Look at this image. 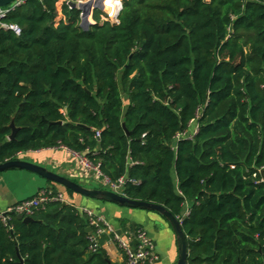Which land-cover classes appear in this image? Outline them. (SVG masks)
I'll list each match as a JSON object with an SVG mask.
<instances>
[{"label":"trees","instance_id":"1","mask_svg":"<svg viewBox=\"0 0 264 264\" xmlns=\"http://www.w3.org/2000/svg\"><path fill=\"white\" fill-rule=\"evenodd\" d=\"M1 22L21 31L0 27V163L63 147L181 219L188 264H264V0H123L87 30L26 0ZM49 184L32 222L0 220V264H115Z\"/></svg>","mask_w":264,"mask_h":264},{"label":"crops","instance_id":"2","mask_svg":"<svg viewBox=\"0 0 264 264\" xmlns=\"http://www.w3.org/2000/svg\"><path fill=\"white\" fill-rule=\"evenodd\" d=\"M17 157L42 165L71 180H94L83 172L77 158L62 147L29 150L18 153ZM50 186L49 181L23 169L0 172V211L35 195L39 189ZM53 187L63 194L65 202L71 203L79 209L87 208L94 211L109 222L115 230L121 228L120 220L125 222L123 230L130 228V225L142 227L153 241L159 256L153 264H175L178 257L176 236L168 221L157 212L120 206L112 202L80 196L77 193L68 194L60 185ZM100 246L106 251L112 263L121 264L124 261V255L117 248L111 236H103Z\"/></svg>","mask_w":264,"mask_h":264},{"label":"built area","instance_id":"3","mask_svg":"<svg viewBox=\"0 0 264 264\" xmlns=\"http://www.w3.org/2000/svg\"><path fill=\"white\" fill-rule=\"evenodd\" d=\"M26 0H16L11 5H8L0 9V27L5 30H11L15 35L20 34V28L16 24H7L1 22L10 10L21 5ZM63 3L69 6L71 0H61ZM86 0H75L73 2L76 5L85 2ZM123 0H92L90 11L86 16L88 23L87 28L96 22L109 21L111 23H118V14L121 10ZM70 7V6H69ZM79 10V20L81 21L83 14ZM96 14L99 19H96ZM95 135L98 137L99 132L96 131ZM63 148V147H62ZM65 149V148H64ZM67 150V149H65ZM73 156L77 158V161L82 168L83 172L92 177L94 181L101 183L106 186L108 190L114 191L119 194H123L122 188L125 179L123 177L119 178L117 182H111L108 178L102 176L97 166L90 164L84 156L71 152ZM51 190L47 188H42L37 191V193L29 198L18 201L5 210L0 211V220L3 223H7L9 220V215H22L30 216L32 212L38 207L47 203L52 197H50ZM54 198L64 201L63 194L57 191ZM65 202V201H64ZM79 209V208H78ZM88 217V228L90 230V235L88 237V251L95 252L100 244V240L103 236H111L113 241L116 243L117 248L122 252L127 264H153L159 258L153 241L149 238L147 233L143 228H138L136 230L132 228H127L125 230H120L119 232L111 226L109 222L104 220L100 215L94 211L87 208H80ZM188 214V210L183 213V217ZM181 223V219H178Z\"/></svg>","mask_w":264,"mask_h":264},{"label":"water","instance_id":"4","mask_svg":"<svg viewBox=\"0 0 264 264\" xmlns=\"http://www.w3.org/2000/svg\"><path fill=\"white\" fill-rule=\"evenodd\" d=\"M14 1L16 0H0V9L8 5H11ZM91 2L92 0H86L85 2L78 5H76V3L73 1L69 2L70 8L80 9V11L82 12L83 17L79 25L85 30L88 29L86 16L90 11ZM9 126L11 127L12 131L11 134L8 136V139L12 140L15 136L17 128L14 126L13 122H11ZM10 169H23L32 172L42 177L46 181L60 185L64 189L70 190L81 196L112 202L120 206H125L130 208H140V209H146L157 212L168 221L176 236L178 257L175 264H188V249H187L186 235L183 232L181 228V224L178 221V219L175 216H173L163 205L149 201L130 199L124 194H119L108 189L88 188L65 176H62L54 171H51L42 165L32 163L26 160H22L18 157L0 163V172ZM17 218L26 223L33 221V219L30 216L23 217L20 214L17 215ZM86 231H89V228H87ZM117 231L119 232V230Z\"/></svg>","mask_w":264,"mask_h":264},{"label":"rangeland","instance_id":"5","mask_svg":"<svg viewBox=\"0 0 264 264\" xmlns=\"http://www.w3.org/2000/svg\"><path fill=\"white\" fill-rule=\"evenodd\" d=\"M96 19H99V16H96ZM100 20V19H99ZM194 129V124L191 125L190 127V131H192ZM192 132H188V134H191ZM50 168V167H49ZM73 181H76L78 183H81L87 187L90 188H101V189H108L106 186L102 185L101 183L94 181V180H80V179H73ZM54 184V183H53ZM57 185V184H54ZM67 192V189H65ZM74 193V192H72ZM81 196V195H80ZM93 199V198H92Z\"/></svg>","mask_w":264,"mask_h":264}]
</instances>
